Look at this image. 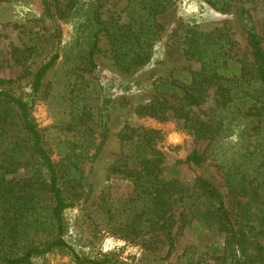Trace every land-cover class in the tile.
<instances>
[{
  "label": "rangeland",
  "instance_id": "obj_1",
  "mask_svg": "<svg viewBox=\"0 0 264 264\" xmlns=\"http://www.w3.org/2000/svg\"><path fill=\"white\" fill-rule=\"evenodd\" d=\"M58 1L63 9L78 0ZM93 1H97L96 8L103 21L118 20L120 25L128 23L136 7L135 0ZM233 4L248 9L264 50V0H233ZM88 6L84 10L92 9ZM42 13V0L0 1V90L31 100V116L42 136L43 147L55 164L66 161L68 148L77 154L82 181L75 190L63 185L66 202L71 204L63 213L64 241L80 257L108 254L127 264H178L183 249L194 242L193 235L184 231L178 238V249L171 255H167L163 246L152 251L146 249L143 241L126 228L125 215L133 206L128 202L132 193L130 183L113 174L112 167L128 151L129 142L123 137L126 126L154 130L160 135L156 147L163 155L165 179L187 185L198 177L205 179L222 194L227 209L236 206L238 199L229 194L220 160L229 157L236 148L237 129H227L224 134L228 137L210 144L195 140L181 128L180 122H160L135 113L138 106L164 92L166 83L186 82L191 72L198 70L199 65L184 53L185 36L190 28L210 31L224 25L231 30L235 50L239 54L249 52L234 13L219 12L204 0H173V6L156 18L162 31L154 45V61L127 73L115 66L108 34L99 36L94 68L79 70L86 46L83 36L79 42L76 37L78 27L84 26V11L78 16L55 20ZM53 54H58L59 59L44 77L39 93L31 97L30 84L35 73ZM193 111L199 119L220 116L227 125L249 122L237 112L222 111L213 91ZM13 117L12 111V165L17 163L12 171H17L6 178L13 179L10 185L16 197L29 190L27 180L38 167L20 152L22 144L17 154L13 151V143L21 139ZM253 128L249 123L243 129L251 141L255 138ZM193 153L202 155L197 163L190 160ZM23 202L12 198V203ZM45 205L37 216L12 208L10 219L5 224L0 221L9 231L8 254L20 255L54 237L55 228L45 219L51 202L46 200ZM261 244L264 245V240ZM32 262L76 264L72 255L59 250Z\"/></svg>",
  "mask_w": 264,
  "mask_h": 264
},
{
  "label": "trees",
  "instance_id": "obj_2",
  "mask_svg": "<svg viewBox=\"0 0 264 264\" xmlns=\"http://www.w3.org/2000/svg\"><path fill=\"white\" fill-rule=\"evenodd\" d=\"M94 2L72 1L62 9L58 0H42V15L50 20L71 18L84 11V26L78 27L80 32L76 37L79 42L83 36L86 46L79 70L94 68L93 56L98 50L100 34L109 35L111 56L120 71L127 73L152 63L154 45L162 31L156 18L173 6V0H135L136 7L128 23L122 25L118 20L103 21L96 8L97 1L95 5ZM204 2L219 12L234 13L249 52L239 54L235 50L231 30L224 25L210 31L190 28L185 36L184 53L199 65L198 70L191 72L186 82L166 83L164 92L138 106L135 113L160 122H180L181 128L195 140L210 144L228 137L224 134L227 129H237L236 148L229 157L220 160L229 194L238 199L236 206L227 209L222 194L205 179L198 177L191 185L165 179L163 155L156 147L160 135L154 130L126 126L123 137L129 148L115 162L112 172L130 183L132 193L128 202L133 206L125 215L126 228L143 241L146 249L152 251L163 246L167 255H171L179 247L178 238L187 231L193 235L194 242L183 249L178 264H264L261 244L264 240V50L248 9L236 7L233 0ZM88 4L92 9L85 11L83 7ZM58 59L59 55L53 54L35 73L30 84L31 97L39 93L44 77ZM210 91L217 97L222 111L237 112L249 122L230 123V126L220 116L195 117L193 109L205 103ZM12 111L21 131V139L13 143V151L17 154L22 144L20 152L38 167L27 180L29 190L16 197L10 185L13 179L6 178L17 171H12V166H17V163L12 165ZM249 123L255 131L252 141L243 132ZM201 157L193 153L190 160L197 163ZM65 160L55 164L44 149L42 136L31 116V100L0 90V221L5 224L10 219L12 208L37 216L47 200L51 206L45 219L55 228L50 241L29 247L20 255H10L7 253L9 231L0 224V264H34V258L55 250L72 255L76 264H127L108 254L80 257L64 241L63 213L71 204L66 202L63 185L75 190L82 181L78 157L72 148H68ZM12 198L24 202L15 204Z\"/></svg>",
  "mask_w": 264,
  "mask_h": 264
}]
</instances>
